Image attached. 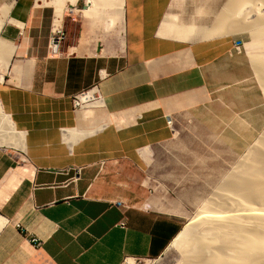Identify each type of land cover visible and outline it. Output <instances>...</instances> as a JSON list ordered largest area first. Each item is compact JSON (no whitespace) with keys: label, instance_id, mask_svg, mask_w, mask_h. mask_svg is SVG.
Returning <instances> with one entry per match:
<instances>
[{"label":"crops","instance_id":"0c3cea01","mask_svg":"<svg viewBox=\"0 0 264 264\" xmlns=\"http://www.w3.org/2000/svg\"><path fill=\"white\" fill-rule=\"evenodd\" d=\"M170 1L120 0V33L99 42L81 15L96 7L59 17L37 0H0L10 47L0 103L24 134L23 148L0 147V264H129L160 256L182 231L180 215L144 195L146 161L194 112L240 108L242 42L162 36ZM93 86L100 105L73 109Z\"/></svg>","mask_w":264,"mask_h":264},{"label":"rangeland","instance_id":"374dc122","mask_svg":"<svg viewBox=\"0 0 264 264\" xmlns=\"http://www.w3.org/2000/svg\"><path fill=\"white\" fill-rule=\"evenodd\" d=\"M228 1L171 0L166 15L170 37H176L179 32L183 35L187 28V42L224 36L242 42L235 50L242 68L241 81L236 86L238 96H235L240 108L194 112L191 119L187 116L186 122L178 125L172 142L157 149L155 155L150 151L149 161H146L144 195L151 198V207L180 215L183 218L182 229L205 222L208 217L203 215V209L214 207L220 201L221 194L227 193L224 186L231 180L229 178L246 163L244 159L250 158L258 143L264 141V83L260 79L264 72L250 62L251 58L264 57V28L254 26V19L258 16H254L253 6L248 4V8L242 10V18L228 19L227 25L232 29L225 30L222 35L203 34L218 26L219 15ZM117 2L119 0H76V5H71L69 0H37L41 6L64 9L62 16L64 13L78 15L79 11H73L76 7L77 10L96 7L97 15L94 17L84 15L82 11L81 15L91 18L92 23L94 21L99 42L104 38L103 33H112L114 37L120 33L121 18L114 17ZM4 8L0 7V14ZM262 13V10L261 13L259 11V14ZM71 27L72 38L76 27ZM59 31L62 34L61 28ZM0 147L12 146L3 143ZM214 220L219 223L222 219ZM182 250L170 245L158 257L130 261L129 264H185L188 261L184 259ZM261 260H256V263L260 264Z\"/></svg>","mask_w":264,"mask_h":264},{"label":"bare ground","instance_id":"6f19581e","mask_svg":"<svg viewBox=\"0 0 264 264\" xmlns=\"http://www.w3.org/2000/svg\"><path fill=\"white\" fill-rule=\"evenodd\" d=\"M69 1L73 4L76 0ZM257 1L258 3H256ZM248 4L253 6L251 7L254 16H258V20L254 19V26L264 28V0H229L221 10L218 26L212 31H204L203 34L222 35L225 30L232 29V27H228L227 20L241 17L240 13ZM260 9L263 11L262 14H259V11L261 13ZM55 11L60 17L62 9L58 8ZM7 13L8 9L5 7L2 14H0V29L7 20ZM242 14L244 13L242 12ZM56 24L58 25V23ZM166 24L165 20L162 26L163 31ZM173 25L174 23H172ZM252 28L254 27L252 26ZM187 31L186 28L183 35H180L179 32L174 38L187 42ZM168 32L161 34L165 36ZM9 48L7 44L0 42V82L8 64ZM250 62L254 63L255 68L264 72V57L251 58ZM260 79L264 83V73ZM91 94L92 92L89 93V96ZM100 103L101 101L93 102L82 109L97 107ZM75 135L78 134L75 133ZM23 137L24 134L15 129L10 117L4 113L0 103V144L5 143L21 149L23 148ZM244 161L246 163L241 167L239 165L238 172L235 175L232 174L234 176L230 175L231 178L229 179L231 180L228 179L229 182L224 186L228 194H221L220 201L216 202L217 204L214 207L205 206L206 209H203L205 210L203 215L208 217L205 222L202 221L197 226L192 225V227L183 228L172 242L171 246L183 249L184 259L187 258L188 261L185 264H257L260 258L262 259L261 263L264 264V141L259 142L250 158L244 159ZM214 218L222 220L216 223ZM256 260H258L257 263Z\"/></svg>","mask_w":264,"mask_h":264},{"label":"built area","instance_id":"2783aa9c","mask_svg":"<svg viewBox=\"0 0 264 264\" xmlns=\"http://www.w3.org/2000/svg\"><path fill=\"white\" fill-rule=\"evenodd\" d=\"M60 39H61L60 31H58L57 33L53 32V34L50 36L48 42V53L50 55H58ZM90 92H92V94L89 96ZM97 101H101V99L100 96L98 95L96 86H93L90 89L82 91L77 95L73 96L72 107L73 109L81 110L83 107H86L89 104ZM120 226H123V224H120Z\"/></svg>","mask_w":264,"mask_h":264}]
</instances>
